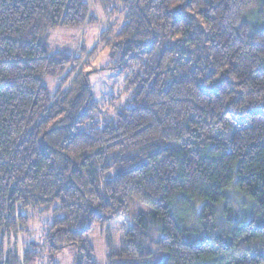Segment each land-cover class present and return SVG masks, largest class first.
Instances as JSON below:
<instances>
[{
    "label": "trees",
    "instance_id": "trees-1",
    "mask_svg": "<svg viewBox=\"0 0 264 264\" xmlns=\"http://www.w3.org/2000/svg\"><path fill=\"white\" fill-rule=\"evenodd\" d=\"M97 1L126 12L108 68L125 73L128 104L103 118L94 70L68 69L49 44L50 30L93 22L88 1L0 0V264H19L18 240L3 251L23 211L49 208L51 255L73 245L76 264H98L94 228L133 201L147 210L120 249L106 238L107 264H264V1ZM231 188L251 218L212 237L207 220L182 222L196 205L208 221L221 205L236 218Z\"/></svg>",
    "mask_w": 264,
    "mask_h": 264
},
{
    "label": "rangeland",
    "instance_id": "rangeland-1",
    "mask_svg": "<svg viewBox=\"0 0 264 264\" xmlns=\"http://www.w3.org/2000/svg\"><path fill=\"white\" fill-rule=\"evenodd\" d=\"M87 1L93 22L86 23L79 28L58 27L50 30L49 44L54 51H66L71 54L73 62L68 65V69L78 63L77 69L94 70L89 74V80L93 97L98 104L96 114L99 118H103L105 115L114 114L122 106L128 104L129 93L124 88L125 73L120 74L116 70L108 68L112 65L110 43L115 41L114 36L120 30L126 12L122 10V6L118 3L103 8L97 0ZM259 13L262 17L259 18L258 22L255 20L256 24L254 25L257 28L264 29V10H259ZM60 82L61 77L47 79V83L52 90H55ZM227 196L226 205L236 212V218H229L227 209L221 205L215 208L212 220L208 221L203 214H200L201 207L196 205L193 211L184 216L182 222L198 229L202 227L200 221L204 220L206 223L207 220L209 229L206 230V234L212 237L213 234L223 229L232 228V225L238 220H248L252 217L254 206L248 197L243 196L234 188L227 192ZM146 210L147 208L143 204L133 201L116 221L107 227L96 226L94 228L91 242L95 249L98 264L108 263L106 238L110 239L114 250L120 249L123 243V234L134 221L135 215L139 211ZM23 212L27 214L29 219L28 224L24 226V230H26L22 232L20 230L17 234L18 238L14 236L11 238L9 236L5 237L4 257L9 248L16 246L15 240H18L19 264H76V249L73 245L57 250L52 255L49 252V247L45 246L46 231L43 225L52 216V208L39 211L26 209ZM249 243L250 246H254V242ZM27 245H30L29 249L34 253V255L31 254L32 261H27L24 257ZM122 263L124 262L122 261Z\"/></svg>",
    "mask_w": 264,
    "mask_h": 264
}]
</instances>
